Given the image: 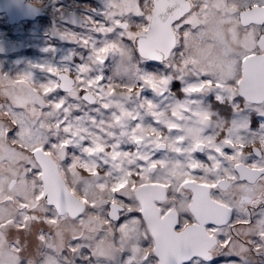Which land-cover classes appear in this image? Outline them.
<instances>
[{
    "label": "snow or ice",
    "instance_id": "1",
    "mask_svg": "<svg viewBox=\"0 0 264 264\" xmlns=\"http://www.w3.org/2000/svg\"><path fill=\"white\" fill-rule=\"evenodd\" d=\"M96 14L102 19H86L99 39L61 34L89 50L75 71H0V264H28L27 237L49 247L64 219L79 229L60 249L64 264H254L253 252L264 255V0H105ZM225 29L238 50L195 68L193 49L209 32L222 41ZM129 52L136 82L106 81L109 55ZM117 88L141 101L143 115L113 104ZM158 97L173 103L162 108ZM69 98L99 104L95 111L115 106L109 127L124 129L134 147L108 144L70 120L78 105ZM216 116L228 127L205 135ZM161 150L177 158L156 157ZM148 189L161 195L145 205L138 195ZM177 196L192 211L174 213L168 202ZM151 215L162 220L157 230L148 228Z\"/></svg>",
    "mask_w": 264,
    "mask_h": 264
},
{
    "label": "rangeland",
    "instance_id": "2",
    "mask_svg": "<svg viewBox=\"0 0 264 264\" xmlns=\"http://www.w3.org/2000/svg\"><path fill=\"white\" fill-rule=\"evenodd\" d=\"M47 1V3L51 2V4H55L54 1L57 0H44ZM71 9H73V6H75V3L72 2V0H64ZM55 12H58L59 15H61L62 20H68L70 15L73 13L69 10L62 9L61 7H57L54 9ZM57 14V13H56ZM77 15H75V19H77ZM54 25H51L49 23V20L47 19L44 22H41V24L34 25L36 26V29H32L30 25H16L11 26L7 22V18L0 17V71H3L10 76H16L20 71L16 72V65L18 62V58L20 56L26 58V56H29L31 51H29L30 47H33L35 43L37 42L35 39L43 38L45 31L47 27L52 28L53 31L56 33V31H59V25L60 21L58 22L57 19H53ZM70 21V20H69ZM63 23V22H62ZM64 24V23H63ZM33 26V27H34ZM40 26V27H38ZM67 24H64L65 29L67 28ZM63 28V27H62ZM66 33H76L71 31H66ZM55 36L59 37L58 34H54ZM224 36L222 41L216 40L213 36L212 39V48L214 51H211V54L207 52V56L211 58V56L215 55L216 51L225 50L230 46V52L234 54L238 48L235 46H231L230 42L225 41ZM231 40V38H230ZM216 42V43H215ZM219 42L222 44H219ZM215 43V44H214ZM43 45H40L42 47ZM20 50V52H19ZM220 54L219 52H216ZM17 57V59H16ZM127 69L128 71L125 73L123 70H121L120 74H116L117 66L110 67H103L104 75L106 78V81L111 78V80L114 83L118 84H133L136 82L137 78V68H136V60L135 57L130 53L127 55ZM202 62V61H201ZM27 63V62H26ZM131 66V69H129L128 66ZM143 64L141 63V67ZM195 68H200L199 64L197 65L195 63ZM131 70V73H130ZM96 73H93L95 75ZM91 75V74H90ZM229 73L226 71L224 73V78H228ZM191 78V77H190ZM122 91H126V89H120L117 88L116 95L111 97V101L114 105H123L125 106L129 111H140L141 115H143V110L139 108L140 100L137 99L134 95L129 100L126 96L120 95ZM146 96L149 98L151 97V93L147 92L145 93ZM157 103H161V107H165L166 105H170L173 103L171 99L164 100L163 97L154 98ZM194 99H200L199 97H195ZM205 102H203L202 107L208 108L210 106V102L206 99V97L203 99ZM90 107V106H89ZM195 107V105H193ZM99 108V104L97 106H93L90 108L85 109L86 111L89 110V114H84V117H79V121L77 122L72 115V120L74 123H79L80 126L85 127L89 130V132L98 134L103 138V140L108 143L112 144L117 141V139L121 142V148L127 150L129 148H133L134 146L128 143V137L127 136H121V132L124 131V129H121L118 126H112L109 127L110 124L113 123V112H115L117 115L119 114L117 108L114 106L110 111H105L104 109H100L99 111H95V109ZM85 111V112H86ZM214 112H216L214 110ZM243 115V114H241ZM90 117L95 118L96 125H93L91 123ZM226 117L224 116H216L213 122V126L207 127L205 131V135L213 134L214 132L220 133V135H223L222 127L227 128L228 123H226ZM237 122H239V117L237 118ZM137 123H141L140 120L135 121H128V131H131V128L135 127ZM143 124L147 127L148 125L153 124V121L151 117L145 116L143 120ZM98 125V126H97ZM198 127H203L201 125H198ZM101 129H105L106 131H101ZM208 130H211L208 132ZM166 131V129L164 130ZM106 133H114V135L109 136ZM243 135L248 136V133H243ZM85 144L89 143L88 140L84 141ZM79 154V153H78ZM156 157H166L168 159H176L174 153L166 150H161L156 153ZM176 198L179 203H173L174 198L169 200V204L172 205L173 209L180 210L183 213L187 212L188 209V200L179 197ZM190 199V197L188 198ZM179 211V212H180ZM78 228L76 227L75 221H72L71 219H64L61 221L59 227H58V235L55 237V239L52 241V243L49 245V247H45L44 245H38L36 241L35 234H32L27 237L26 243H27V250L25 252V258L27 259L28 264H64L63 259L60 255V249L67 244L69 239L78 232ZM99 239V237H96ZM89 241H85V243H88ZM0 243H4L3 237H0ZM106 248H111L112 246L108 243L105 244ZM54 248V250H53ZM256 254V253H255ZM110 255L113 257H119L118 251H116L114 248H112V251L110 252ZM254 261V264L262 263L260 262L261 259L259 258H252ZM75 264H83L82 261L79 260V258L76 259ZM94 264H118V261L116 259L112 260H106V259H98L97 261H94Z\"/></svg>",
    "mask_w": 264,
    "mask_h": 264
},
{
    "label": "flooded vegetation",
    "instance_id": "3",
    "mask_svg": "<svg viewBox=\"0 0 264 264\" xmlns=\"http://www.w3.org/2000/svg\"><path fill=\"white\" fill-rule=\"evenodd\" d=\"M28 2L30 5L46 12V15L35 16L34 18L30 20H21L18 22L9 21V19L7 18L5 14H0V17L7 18V21L11 26L12 25L16 26L20 24L30 25L32 29H36V26L34 25L41 24V22H44L47 19L49 20V23H51V25H54V22L52 20L53 18L55 20L57 19L58 22L60 21L59 31H56L55 33L53 31L54 26L52 28L47 27L43 38H40V39L36 38L35 40L37 42L35 43V45L29 48V51H31L30 55L26 56V58L22 56L18 58L17 65L15 66L16 72L20 71L21 73V72L27 71L29 70V66L33 64H51L53 66H57L61 68L68 66L73 71H75L76 65L83 62L81 58L82 57L84 59L87 58L89 54V50L84 47H81L78 43L70 42L65 39H61V34L66 33V31H70L71 29V31L73 30V32H76L75 34H78L81 37L87 38L88 36H93L99 39V37H97V34L95 32L89 31L92 25H90L87 22L86 18L94 17L97 20L102 19V17L100 15H97L96 13H99L103 10L105 0H72V2L75 3V6H73V9H71L64 0L54 1L55 4L53 5L51 4V2L47 3V1H44V0H28ZM57 7H61L62 9L65 10V12L66 10H69L73 14L70 15L69 18H67L68 20H62L61 15H59L58 12L54 11V9ZM75 15L78 16L77 19H75ZM62 22L64 24H67L68 25L67 28H70V29H65L64 24ZM54 34H58L59 37L55 36ZM225 35H226L225 41L230 42L231 46L233 47L235 46L236 48H238L236 41L227 32V29H225L224 36ZM212 36L217 40V34L215 32H209L205 41L202 42L197 48L193 49L192 54H193L195 63L197 65L199 64L200 68L207 67L214 58L231 55V53L228 54V52H230V48H229L230 46H228V48H226L225 50L216 51V52H219L220 54L215 52L214 56H211V58L208 57L207 52L211 54V51H214V49L211 46L212 45L211 43L215 39L213 40ZM219 44L221 43L219 42ZM40 45H43V46L40 47ZM45 49H54V51H45ZM130 53L131 52H129V54ZM127 63H128L127 56L121 57L118 54H112V55H109V57L107 58L102 68L103 67L112 68V66H117L121 64L127 67ZM32 71L34 73V80L37 82H43L47 78V74L44 72H41L36 69H32ZM93 73H95V70L93 71ZM93 73H90V74L93 75ZM203 102L205 101L203 100ZM68 103L72 105H78V108H73L69 119H72V115L75 118L84 117V114L88 115L90 113L89 110L86 111L85 109L93 107V106H97V104H88L86 101H81V100L72 99V98H69ZM215 111L219 112L218 109H215ZM210 131L211 130H208V132ZM201 155L203 154L201 153ZM252 159H255V157L253 156ZM250 162L251 160H249V163ZM176 198L178 197L174 198L173 203H179V201H177ZM190 208H191V204L188 205L187 212L191 211ZM179 211L177 209H173L174 213L182 214V212L181 211L179 212ZM256 211H259V210L257 209ZM159 219L161 218L159 217ZM252 258H259L261 259L260 262L262 263H258V264H264V255H257L255 254V252H253ZM233 259H238V258L233 257Z\"/></svg>",
    "mask_w": 264,
    "mask_h": 264
},
{
    "label": "water",
    "instance_id": "4",
    "mask_svg": "<svg viewBox=\"0 0 264 264\" xmlns=\"http://www.w3.org/2000/svg\"><path fill=\"white\" fill-rule=\"evenodd\" d=\"M0 14H5L9 21L30 20L35 16L46 15L41 9H38L29 4L28 0H0ZM8 22V21H7ZM161 193L153 190H141L138 199L141 203L147 205L158 199ZM190 210L192 211V205ZM162 223L158 215H151L148 218V228L157 230Z\"/></svg>",
    "mask_w": 264,
    "mask_h": 264
},
{
    "label": "trees",
    "instance_id": "5",
    "mask_svg": "<svg viewBox=\"0 0 264 264\" xmlns=\"http://www.w3.org/2000/svg\"><path fill=\"white\" fill-rule=\"evenodd\" d=\"M132 66V65H131ZM131 66L129 65L128 67H129V69H131ZM130 73H131V70H130Z\"/></svg>",
    "mask_w": 264,
    "mask_h": 264
}]
</instances>
